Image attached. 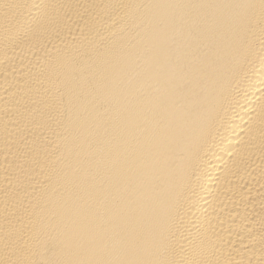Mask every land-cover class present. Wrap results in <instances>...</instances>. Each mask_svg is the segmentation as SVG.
<instances>
[{"label": "bare ground", "instance_id": "bare-ground-1", "mask_svg": "<svg viewBox=\"0 0 264 264\" xmlns=\"http://www.w3.org/2000/svg\"><path fill=\"white\" fill-rule=\"evenodd\" d=\"M0 264H264V0H0Z\"/></svg>", "mask_w": 264, "mask_h": 264}]
</instances>
